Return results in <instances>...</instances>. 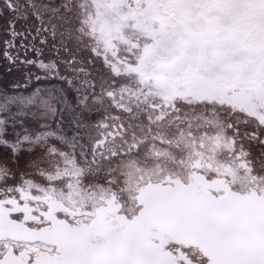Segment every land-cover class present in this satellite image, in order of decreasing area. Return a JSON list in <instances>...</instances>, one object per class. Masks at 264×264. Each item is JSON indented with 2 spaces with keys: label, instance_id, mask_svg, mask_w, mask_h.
Instances as JSON below:
<instances>
[{
  "label": "snow or ice",
  "instance_id": "snow-or-ice-1",
  "mask_svg": "<svg viewBox=\"0 0 264 264\" xmlns=\"http://www.w3.org/2000/svg\"><path fill=\"white\" fill-rule=\"evenodd\" d=\"M0 264H264V0H0Z\"/></svg>",
  "mask_w": 264,
  "mask_h": 264
}]
</instances>
